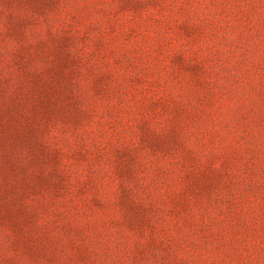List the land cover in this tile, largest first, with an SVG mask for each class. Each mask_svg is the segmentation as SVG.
I'll list each match as a JSON object with an SVG mask.
<instances>
[{"label": "rangeland", "instance_id": "1", "mask_svg": "<svg viewBox=\"0 0 264 264\" xmlns=\"http://www.w3.org/2000/svg\"><path fill=\"white\" fill-rule=\"evenodd\" d=\"M0 108V264H264V0H0Z\"/></svg>", "mask_w": 264, "mask_h": 264}, {"label": "trees", "instance_id": "2", "mask_svg": "<svg viewBox=\"0 0 264 264\" xmlns=\"http://www.w3.org/2000/svg\"><path fill=\"white\" fill-rule=\"evenodd\" d=\"M5 105H9V104H6V103H5ZM0 112H1V108H0ZM16 131L18 132L19 137L24 136V135H23V132H21L20 130L16 129ZM8 137L10 138V141H11L10 143H11V145H17V141H16L15 138L11 137V135H8L6 139H8Z\"/></svg>", "mask_w": 264, "mask_h": 264}]
</instances>
